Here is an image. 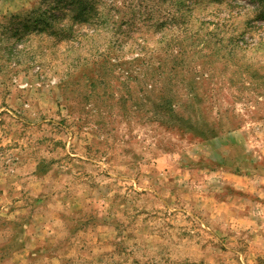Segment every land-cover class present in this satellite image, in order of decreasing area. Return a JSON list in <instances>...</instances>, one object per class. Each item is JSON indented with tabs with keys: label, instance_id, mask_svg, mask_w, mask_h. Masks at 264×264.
I'll use <instances>...</instances> for the list:
<instances>
[{
	"label": "rangeland",
	"instance_id": "1",
	"mask_svg": "<svg viewBox=\"0 0 264 264\" xmlns=\"http://www.w3.org/2000/svg\"><path fill=\"white\" fill-rule=\"evenodd\" d=\"M90 1L0 0V264H264V9Z\"/></svg>",
	"mask_w": 264,
	"mask_h": 264
},
{
	"label": "trees",
	"instance_id": "2",
	"mask_svg": "<svg viewBox=\"0 0 264 264\" xmlns=\"http://www.w3.org/2000/svg\"><path fill=\"white\" fill-rule=\"evenodd\" d=\"M250 1L252 3L259 4L260 9H264V0H250ZM90 5H91L90 0H56V2L54 3H49L44 12L40 10L39 14L37 15L35 12H33L32 14H28L26 16L27 17L26 20L24 19V21H19L18 25L16 27H13L9 32L11 33V36L10 35L8 36V41L12 37L19 38L21 36H24L23 35L24 33L30 31L48 34L52 38L57 39L59 42L71 40L75 38L74 26L76 24L74 23L78 22L80 24L77 25H81L84 23H88L90 21L89 18L92 17L93 15L92 13L93 8L90 7ZM57 8H59V10L61 9V11H63L64 8H67V12L50 15V20L47 19L48 14ZM68 13L71 14L76 13L77 17L73 18L72 23L62 24V19L65 16H68ZM262 19H264V12L262 14ZM148 92L149 91L145 92L146 97L148 96L147 95ZM157 107L159 108V110L156 111L157 114L155 115L157 119H162V115L166 114L168 115V120L164 124L166 125L168 124L170 126L172 125V127L174 128L176 126L179 127V124L183 119L177 113L176 107L175 105L173 106L172 100H167V101L165 100L162 103L157 104ZM184 123H185V129L187 131H194L193 128L195 126H193L192 121L190 119L185 118ZM197 132L200 133V135L204 138H208L209 136L216 135V130L214 128L210 130L206 128L205 130L203 127H198Z\"/></svg>",
	"mask_w": 264,
	"mask_h": 264
}]
</instances>
